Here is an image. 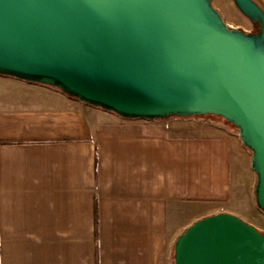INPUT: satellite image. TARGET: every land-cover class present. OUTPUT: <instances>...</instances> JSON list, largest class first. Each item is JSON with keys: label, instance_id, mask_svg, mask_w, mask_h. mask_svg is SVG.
<instances>
[{"label": "crops", "instance_id": "1", "mask_svg": "<svg viewBox=\"0 0 264 264\" xmlns=\"http://www.w3.org/2000/svg\"><path fill=\"white\" fill-rule=\"evenodd\" d=\"M250 160L225 125L126 120L0 76V264H173L218 214L263 232Z\"/></svg>", "mask_w": 264, "mask_h": 264}, {"label": "water", "instance_id": "2", "mask_svg": "<svg viewBox=\"0 0 264 264\" xmlns=\"http://www.w3.org/2000/svg\"><path fill=\"white\" fill-rule=\"evenodd\" d=\"M229 28L211 0H0V76L55 88L126 120L214 116L251 153L264 214V11ZM174 264H264V233L230 214L199 220Z\"/></svg>", "mask_w": 264, "mask_h": 264}, {"label": "rangeland", "instance_id": "3", "mask_svg": "<svg viewBox=\"0 0 264 264\" xmlns=\"http://www.w3.org/2000/svg\"><path fill=\"white\" fill-rule=\"evenodd\" d=\"M211 4L213 8L220 14L221 18L229 28L239 29L247 34L256 32L255 26L252 25V23L237 10L232 0H211ZM190 119L199 120V121L200 120L211 121V122L219 123L220 125H225L229 129V131L233 133V135L238 136V130L233 126L227 124L221 118L214 116H206L201 118H190ZM248 153H249V157L251 158V153L249 151ZM243 165L244 164L242 162V167ZM233 180L235 184H237V182L239 183V181H241L240 183H243L244 176L243 175L239 176L236 171V175L234 176ZM262 233H264V231ZM172 262H173V252H172Z\"/></svg>", "mask_w": 264, "mask_h": 264}, {"label": "trees", "instance_id": "4", "mask_svg": "<svg viewBox=\"0 0 264 264\" xmlns=\"http://www.w3.org/2000/svg\"><path fill=\"white\" fill-rule=\"evenodd\" d=\"M173 264H174V262H173Z\"/></svg>", "mask_w": 264, "mask_h": 264}]
</instances>
